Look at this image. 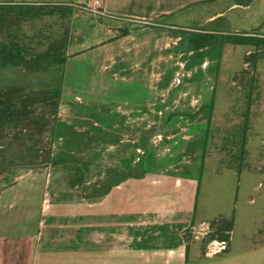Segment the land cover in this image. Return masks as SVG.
Instances as JSON below:
<instances>
[{
	"label": "rangeland",
	"instance_id": "obj_1",
	"mask_svg": "<svg viewBox=\"0 0 264 264\" xmlns=\"http://www.w3.org/2000/svg\"><path fill=\"white\" fill-rule=\"evenodd\" d=\"M99 1L14 6L0 0L6 5L0 48L11 41L19 50L12 64L0 67V90L30 85L49 94L68 58L83 55L70 61L74 66L58 109L61 119L83 133L80 150L68 154L66 163L39 169L56 186L87 195L105 189L109 168L144 169L145 159L162 162L157 168H167L164 175L198 177L196 216L231 218L232 248L222 255L230 253L229 264H235L237 254L251 248L245 237L256 238L264 225V45L225 42L202 63L188 66L187 36L264 39V0H130L121 11L112 9L116 0H107L109 8ZM41 53L54 63L47 71H32L37 65L27 61ZM49 141L55 152L63 147L60 137H45L43 144ZM208 225L204 240L227 248L226 221ZM261 248L258 264H264Z\"/></svg>",
	"mask_w": 264,
	"mask_h": 264
},
{
	"label": "crops",
	"instance_id": "obj_2",
	"mask_svg": "<svg viewBox=\"0 0 264 264\" xmlns=\"http://www.w3.org/2000/svg\"><path fill=\"white\" fill-rule=\"evenodd\" d=\"M129 1L116 0L112 9L121 11ZM109 5L103 2L104 8ZM81 56L66 62L62 100L74 66L70 61ZM161 165L145 159L143 177L117 184L95 200L76 187L56 186L39 167L16 168L25 171L18 177L0 175V264H229L230 253L222 254L232 248L231 218H197L198 177L164 175ZM228 171L235 172L221 173ZM213 220L226 221L227 248L204 240ZM255 237H245L251 248L239 252L235 264L261 260L264 225Z\"/></svg>",
	"mask_w": 264,
	"mask_h": 264
},
{
	"label": "trees",
	"instance_id": "obj_3",
	"mask_svg": "<svg viewBox=\"0 0 264 264\" xmlns=\"http://www.w3.org/2000/svg\"><path fill=\"white\" fill-rule=\"evenodd\" d=\"M6 4L11 5V3ZM12 5L15 6V4ZM5 6V4L0 3V28L5 19L1 10L5 9ZM187 38L189 42L188 52L190 53L186 62L188 66L202 63L215 50L220 51L225 42L264 45V39L255 37L249 38V40L245 35L231 37L220 33L199 32L189 33ZM11 43V41H7L0 48V67L12 64L14 54L19 53L18 49L15 48L14 50ZM52 59L49 54L41 53L27 62L37 65L31 69L32 71L40 69L47 71L49 66L54 63ZM63 77L64 72L59 79L57 78L55 84L53 82L52 85L48 86L51 88L49 94L34 90L30 85H12L0 90V175L14 174L16 168L63 164L68 161L66 158L70 156L68 154L80 150L78 144L81 142L83 133L76 129V125L62 121L58 116ZM41 104H45L48 110L43 111L40 107ZM210 104L212 106V103ZM95 121L103 122L100 118H96ZM246 126H248L247 120L240 140L242 149L245 145ZM45 137H51L53 140L55 137H60L63 140V147L55 152L52 149L51 141L48 144H43ZM206 140L207 135L205 134L201 141L203 158L206 151ZM137 170L140 172L138 173ZM144 174L145 170L142 167L130 168L127 171L109 168L105 173L107 186L100 194L87 195L85 191H81L86 198L95 200L108 193L113 186Z\"/></svg>",
	"mask_w": 264,
	"mask_h": 264
},
{
	"label": "built area",
	"instance_id": "obj_4",
	"mask_svg": "<svg viewBox=\"0 0 264 264\" xmlns=\"http://www.w3.org/2000/svg\"><path fill=\"white\" fill-rule=\"evenodd\" d=\"M99 2H100L99 0H94L95 4H99Z\"/></svg>",
	"mask_w": 264,
	"mask_h": 264
}]
</instances>
